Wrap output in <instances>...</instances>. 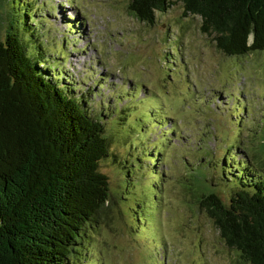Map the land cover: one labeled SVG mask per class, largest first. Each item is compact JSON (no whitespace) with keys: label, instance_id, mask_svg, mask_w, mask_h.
I'll return each instance as SVG.
<instances>
[{"label":"rangeland","instance_id":"rangeland-1","mask_svg":"<svg viewBox=\"0 0 264 264\" xmlns=\"http://www.w3.org/2000/svg\"><path fill=\"white\" fill-rule=\"evenodd\" d=\"M29 2L38 22L30 45L108 139L99 170L110 208L86 228L74 264H244L197 201L209 192L228 201L232 183L216 169L224 153L231 169L264 156V51L224 54L180 3L148 24L129 0Z\"/></svg>","mask_w":264,"mask_h":264},{"label":"trees","instance_id":"trees-1","mask_svg":"<svg viewBox=\"0 0 264 264\" xmlns=\"http://www.w3.org/2000/svg\"><path fill=\"white\" fill-rule=\"evenodd\" d=\"M175 3L200 18V30L224 54L264 51V0H129L128 10L152 24L156 11ZM14 4L0 0V264H74L86 228L110 208L108 178L99 170L108 139L103 121L59 84L39 44L30 45L38 22L29 0ZM257 149L264 154V138ZM230 159L224 153L216 165L232 183L228 201L209 192L197 203L244 264H264V156L234 169Z\"/></svg>","mask_w":264,"mask_h":264}]
</instances>
